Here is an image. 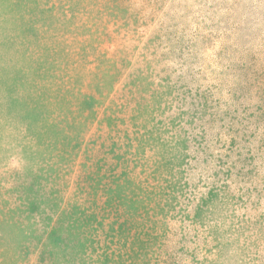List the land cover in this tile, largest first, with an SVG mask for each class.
Listing matches in <instances>:
<instances>
[{
  "label": "rangeland",
  "instance_id": "1",
  "mask_svg": "<svg viewBox=\"0 0 264 264\" xmlns=\"http://www.w3.org/2000/svg\"><path fill=\"white\" fill-rule=\"evenodd\" d=\"M0 264H264V0H0Z\"/></svg>",
  "mask_w": 264,
  "mask_h": 264
}]
</instances>
